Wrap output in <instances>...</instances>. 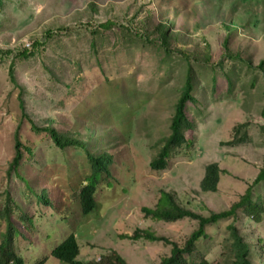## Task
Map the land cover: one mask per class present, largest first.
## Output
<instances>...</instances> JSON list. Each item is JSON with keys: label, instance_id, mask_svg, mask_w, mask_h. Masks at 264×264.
<instances>
[{"label": "rangeland", "instance_id": "374dc122", "mask_svg": "<svg viewBox=\"0 0 264 264\" xmlns=\"http://www.w3.org/2000/svg\"><path fill=\"white\" fill-rule=\"evenodd\" d=\"M108 21L116 26L93 33ZM164 22L174 35L171 55L156 53L161 50L156 27ZM126 24L142 37L123 43L119 25ZM148 39L155 41L144 44ZM23 49L32 51L30 57L17 55ZM0 50L12 51L0 55V211L12 202L10 221L19 230L13 248L24 264L44 258H49L44 264H64L51 251L71 233L85 262L116 252L128 264H160L172 245L134 240L136 230L181 245L198 228L189 218H145L143 207H154L161 190L204 216L228 210L248 188L264 207V181L254 183L264 162V0H0ZM181 53L194 60L199 102L197 110H188L195 122L193 143L172 150L168 167L154 171L150 162L170 132L190 67ZM109 79L121 81L122 90L110 91ZM105 97L137 106L138 112L129 107L123 126L116 123L118 115L102 119L100 110L110 103ZM31 122L78 139L111 133L102 142L115 156L113 178L99 177L93 212L83 214L78 195L93 172L86 151L62 150L48 134L32 131ZM240 123L247 124L250 141L227 145ZM17 134L33 154L24 148L12 170ZM215 162L226 173L216 192H203L205 167ZM43 190L49 205L35 194ZM231 223L253 247V264H264V213L257 220L238 209L235 217L206 227L209 238L198 247L218 257ZM7 227L0 221V234Z\"/></svg>", "mask_w": 264, "mask_h": 264}, {"label": "trees", "instance_id": "16d2710c", "mask_svg": "<svg viewBox=\"0 0 264 264\" xmlns=\"http://www.w3.org/2000/svg\"><path fill=\"white\" fill-rule=\"evenodd\" d=\"M202 1V0H200ZM116 26L110 21L99 24L96 30L93 31L96 34H99L101 30L105 31ZM119 28L123 31H119V35L123 36V43H130L132 39L141 38L144 34L143 32L130 31V25L126 24L119 25ZM156 29L160 30V47L161 50L157 51L158 55L162 53H168L171 55L173 50L170 47V40L174 38V35L171 34L164 23L157 25ZM127 31V33H125ZM145 40V39H144ZM152 39L143 41L144 44L150 43ZM134 43V42H131ZM37 45H41L40 42H36ZM205 51V61L209 65V54L210 47L206 46ZM11 50H0V55L11 54ZM32 54V51L23 49L18 52V56L22 58H28ZM185 57V62L190 65L187 67L184 86L182 88L181 94L179 95L173 116L171 117V122L169 125V134L162 138V147L160 148L157 155L150 162V167L154 171H163L169 165L170 153L172 150L179 149L181 147H189L193 143V136L190 132L195 127V122L192 120V117L189 113L190 110H197L198 98L195 97V76L193 75L191 63V55H194L192 52L191 55H186L181 53ZM195 57V56H194ZM234 57L235 56H229ZM237 59H241L239 56ZM251 67V66H250ZM264 67V61L261 62L260 68ZM12 71H14L12 69ZM12 77H13V72ZM14 79V78H13ZM109 90L114 92H120L122 90V82H114L113 80H108ZM233 86H230L232 89ZM232 91V90H231ZM120 99V98H119ZM105 100H110V103L106 104L105 108H101L100 115L101 118H109L112 115H118L116 123L118 126H123L124 123L121 122L124 120V116H127L126 111L131 107L136 113L138 112L137 106H130L129 104H115L113 101L118 100L117 97H105ZM129 105V106H128ZM94 111V107H92ZM189 110V111H188ZM262 116H264V107L261 110ZM96 117V115H95ZM31 129L36 134H48L53 144L57 147L62 148V150L67 148L74 149H83L87 153V157L92 164L93 172L92 174L81 182V190L78 192L79 202L82 207L83 214L88 215L97 208L96 193H97V184L99 177L105 173L107 178H113L112 171L115 165L114 153L109 149H105L103 146L104 137L112 139L111 133L104 131L103 136L94 137L92 133L88 137L78 139L77 137H72L67 133H61L56 131L53 127L38 128L33 122H31ZM235 138L232 141L226 142L227 145H239L243 142L250 141L249 133L247 130V124L240 123L235 125L233 128ZM106 133V134H105ZM114 135V133L112 132ZM129 136V132L126 133ZM16 145H15V158L13 160L11 169H16L23 157V149L25 148L28 152L29 157L32 156L33 150L24 146L21 142L18 134L16 135ZM178 151V150H177ZM218 163H210L205 167V174L201 180V190L203 192H216L219 188V184L222 181L223 175L225 174ZM264 181V162L263 166L255 179L254 183H260ZM109 186L112 184L109 182ZM27 188L33 191L30 185H27ZM251 188H248L245 195L235 204H233L228 210L221 212H211L209 216H204L185 208L180 205L176 195L172 192H167L165 190L160 191V196L157 200V203L154 207H143V212L145 218H150L154 221H165V222H174L183 218H189L196 220L198 222V228L188 237L184 244H178L177 242H170V240L157 236L151 230H136L135 234L130 236L134 240L142 239L149 242L163 241L165 243H170L171 252L170 255L164 256L160 264H253L251 261L252 257V246L248 241H245L235 225L232 223L229 224L231 230V235L225 239V242L222 246V250L218 257L209 258L208 254L204 253L199 247L198 244L201 241L209 238V235L206 232V227L211 224H215L222 219L228 220L232 217H235L236 211L241 209L242 213L252 215L253 218L257 220L262 219V214L264 213V207L261 202H255L251 197ZM38 201L42 202L44 205H49L50 200L46 190H43L40 194L35 192ZM8 206L4 207L0 211V221H5L7 223V231L0 234V264H24L21 255L16 254L13 246L14 240L17 238L19 230L14 227L10 221V213L14 209L11 206L12 202L7 201ZM20 219L27 221L28 223H34V221L27 217L21 216ZM23 221V222H24ZM81 245L78 242L77 236L73 233L69 234L61 243L51 251V255L60 260L64 264H128L123 256L116 252L111 254H103L101 259L97 261L85 262L80 259ZM49 258H44L43 260L38 261L36 264H44Z\"/></svg>", "mask_w": 264, "mask_h": 264}]
</instances>
